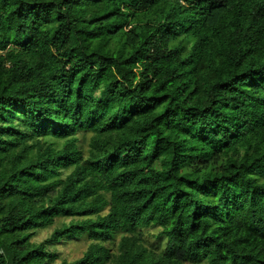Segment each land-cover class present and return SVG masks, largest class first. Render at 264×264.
<instances>
[{"label":"trees","instance_id":"16d2710c","mask_svg":"<svg viewBox=\"0 0 264 264\" xmlns=\"http://www.w3.org/2000/svg\"><path fill=\"white\" fill-rule=\"evenodd\" d=\"M0 264H264V0H0Z\"/></svg>","mask_w":264,"mask_h":264},{"label":"rangeland","instance_id":"374dc122","mask_svg":"<svg viewBox=\"0 0 264 264\" xmlns=\"http://www.w3.org/2000/svg\"><path fill=\"white\" fill-rule=\"evenodd\" d=\"M49 234L50 231L40 232L36 236V240L43 241L47 236H49ZM86 245L87 242L85 240L72 239L67 244H63V246L59 247L60 256L61 258H68L70 261L75 260L82 256L84 250L87 247Z\"/></svg>","mask_w":264,"mask_h":264}]
</instances>
